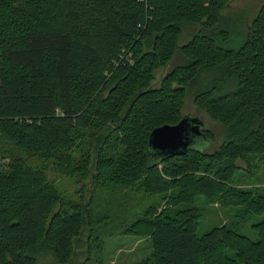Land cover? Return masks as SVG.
Instances as JSON below:
<instances>
[{
  "label": "trees",
  "instance_id": "16d2710c",
  "mask_svg": "<svg viewBox=\"0 0 264 264\" xmlns=\"http://www.w3.org/2000/svg\"><path fill=\"white\" fill-rule=\"evenodd\" d=\"M226 1L0 0V264H36L43 249L60 264H106L99 248L118 232L152 246L126 264H264V0L236 47ZM187 23L198 30L178 45ZM212 70L235 88L205 85L193 101L226 139L155 158L149 133L176 123ZM105 196L122 197V214ZM214 204L229 216L202 231Z\"/></svg>",
  "mask_w": 264,
  "mask_h": 264
},
{
  "label": "rangeland",
  "instance_id": "374dc122",
  "mask_svg": "<svg viewBox=\"0 0 264 264\" xmlns=\"http://www.w3.org/2000/svg\"><path fill=\"white\" fill-rule=\"evenodd\" d=\"M263 0H227L225 9L222 11L223 15L229 16L231 18L235 15H238L239 21L236 27V33H234V36L232 39L229 40V44L226 46L230 47H236L237 44L243 40L242 38L245 35V31L247 27L250 25L251 20L254 18L256 13L258 12ZM224 23V20H223ZM199 25L198 24H191L187 23L182 27V30L180 32L179 39L177 40V44L180 45L182 43L188 42V40L191 38L192 34L198 30ZM172 67V63L169 62L165 65L158 66L154 70V76L153 80L151 81L154 86H157L161 80V78L169 71V69ZM218 82V86H212L213 83ZM205 85H210L213 87L212 94L213 95H220L224 92H227L229 90L232 91L235 88V79L230 74V72L221 70H212V71H203L198 76L196 80L193 81L191 84L188 92L186 93L185 97L183 98L182 105H181V112L183 115H198L203 121V129L210 130L213 133V139L212 140H200L199 142H196L194 146H192V149H198V150H204V151H212L215 147L220 145L222 141L226 139V128L222 126V124L217 121L211 119L207 113L204 112L203 109L198 108L193 101L194 98V91L196 89H201ZM52 167H49L48 169V175H50V179H56L55 174L52 170ZM260 176L262 177L264 174V171L261 169L259 171ZM259 182H262L259 180ZM58 183H61L63 185H67L68 192L73 193L75 190H78V188L81 186L80 184H74V180H71L68 177H59ZM86 184L87 181H84ZM109 195V194H105ZM133 192L128 193V196L123 197L124 200L127 201L128 204L132 205L134 209H140L142 204L137 200V198H134L135 196ZM106 199H111V196L106 197ZM122 197H117V200L114 201L111 199V202L113 203L111 207V211L115 214H122L120 210L117 207V204L119 200ZM136 202V207H135ZM146 203V202H145ZM207 213L205 215L204 224L201 227V230H206L208 225H218L227 220L226 217L229 216V214H225L224 210L214 205H210L207 208ZM245 231V230H244ZM245 234H249L252 238H256L255 232L251 230H246ZM85 235L83 236L82 240L85 241ZM86 243H84L85 246ZM84 246L81 245L82 248ZM95 246V245H94ZM81 248V249H82ZM96 248V247H95ZM97 249V248H96ZM91 258L93 260V257L96 258V254L93 253L95 249L91 248ZM98 258H101L106 264H126L130 262H135L138 260H141L143 258H146L150 256L152 252V246L150 241L147 237H141L136 235H128V234H122L121 232L118 233H112L107 234L103 238L102 246L99 248ZM78 260H81L82 257L79 255L77 256ZM76 261V260H75ZM36 264H60L54 257V255L47 250H41L39 251V255H37L36 258ZM76 264V263H74Z\"/></svg>",
  "mask_w": 264,
  "mask_h": 264
},
{
  "label": "water",
  "instance_id": "95a60500",
  "mask_svg": "<svg viewBox=\"0 0 264 264\" xmlns=\"http://www.w3.org/2000/svg\"><path fill=\"white\" fill-rule=\"evenodd\" d=\"M198 115H182L174 124H162L149 133L148 148L155 158L184 154L196 142L207 140Z\"/></svg>",
  "mask_w": 264,
  "mask_h": 264
}]
</instances>
